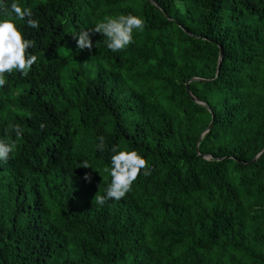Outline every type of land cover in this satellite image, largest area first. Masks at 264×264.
<instances>
[{
  "label": "trees",
  "instance_id": "trees-1",
  "mask_svg": "<svg viewBox=\"0 0 264 264\" xmlns=\"http://www.w3.org/2000/svg\"><path fill=\"white\" fill-rule=\"evenodd\" d=\"M152 1L18 0L38 59L0 87V139L17 144L0 161V264H264V0ZM121 14L145 21L134 43L78 48ZM113 148L151 175L101 206Z\"/></svg>",
  "mask_w": 264,
  "mask_h": 264
},
{
  "label": "clouds",
  "instance_id": "clouds-1",
  "mask_svg": "<svg viewBox=\"0 0 264 264\" xmlns=\"http://www.w3.org/2000/svg\"><path fill=\"white\" fill-rule=\"evenodd\" d=\"M17 21H26L30 28H39V21L33 18L30 8L22 7L18 0H12L9 4L6 0H0V87L7 84V76L13 72H20L24 77L29 75L32 66L37 62V56L30 53L29 49L35 46V41L26 39L24 33L18 27ZM145 21L139 16L121 14L115 17L106 16L97 22L91 30L81 31L73 35L79 49L93 48L91 36L102 34L104 43L112 52H120L134 43V32L142 31ZM98 45V44H97ZM96 45V46H97ZM41 130L47 125L41 123ZM8 132H14L16 140L23 136V129L19 124H9ZM96 148L105 150V138L100 136ZM17 147L15 141L0 139V161L7 162L10 154ZM114 154L110 158V167L104 169L109 173L111 181L104 195L97 194L93 203L101 206L108 200L119 201L132 190L133 183L143 174L151 175L148 161L138 151H123L113 148ZM82 168H91L87 160L81 164ZM84 179L91 181V176L86 174Z\"/></svg>",
  "mask_w": 264,
  "mask_h": 264
},
{
  "label": "water",
  "instance_id": "water-1",
  "mask_svg": "<svg viewBox=\"0 0 264 264\" xmlns=\"http://www.w3.org/2000/svg\"><path fill=\"white\" fill-rule=\"evenodd\" d=\"M148 2H150L152 5L154 6H157V4L152 1V0H146ZM158 7V6H157ZM169 18V17H168ZM170 19V18H169ZM222 58H223V53H222V49L220 48V51H219V58H218V62H217V67H216V72H215V75H217L219 69H220V64H221V61H222ZM191 81H206V80H202L200 78H192ZM187 88V91H188V86L186 87ZM189 96L190 98L197 104H200L202 106H205V104L201 101H199L197 98H195L190 92H189ZM209 110V109H208ZM212 123L213 121L209 124L208 128L205 130V132L201 135V137L206 134L212 127ZM264 152V150L262 152H260L253 160H252V163H254L258 157ZM204 158H206L207 156H202Z\"/></svg>",
  "mask_w": 264,
  "mask_h": 264
}]
</instances>
